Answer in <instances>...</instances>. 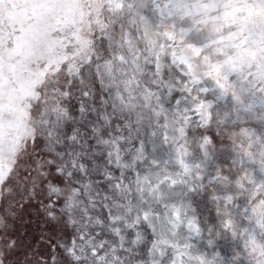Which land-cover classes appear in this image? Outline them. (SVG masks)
<instances>
[{
	"label": "snow or ice",
	"instance_id": "snow-or-ice-1",
	"mask_svg": "<svg viewBox=\"0 0 264 264\" xmlns=\"http://www.w3.org/2000/svg\"><path fill=\"white\" fill-rule=\"evenodd\" d=\"M62 4L0 0V264H264V0Z\"/></svg>",
	"mask_w": 264,
	"mask_h": 264
},
{
	"label": "rangeland",
	"instance_id": "rangeland-1",
	"mask_svg": "<svg viewBox=\"0 0 264 264\" xmlns=\"http://www.w3.org/2000/svg\"><path fill=\"white\" fill-rule=\"evenodd\" d=\"M92 2L94 3V7L96 9H99L100 5H101V0H92ZM62 7V14L65 17V26H67L68 24H74L76 22V20H78L80 18V14H81V0H63V4L61 5ZM86 11V10H84ZM233 17L235 16V13H232ZM233 23L235 22V20L233 19L232 21ZM228 21H225V23L223 25H219L218 26V30H222L223 28L227 27ZM54 43L58 42V41H53ZM220 51H226L227 48L224 49H219ZM199 66L201 67V69L203 71H208V63L201 58L200 61L198 62ZM132 68L135 69L136 65L133 64ZM114 71L116 75H121L123 72V69L119 66H115L114 65ZM131 71V69L129 70ZM116 81H113V83H115ZM2 84L3 85H7L8 87L6 89L0 88V91L2 92H9L12 91L14 92L13 89H11V85L9 84L8 81V77L4 76L3 80H2ZM212 195H215V193L213 192ZM220 211H223V209H220Z\"/></svg>",
	"mask_w": 264,
	"mask_h": 264
}]
</instances>
